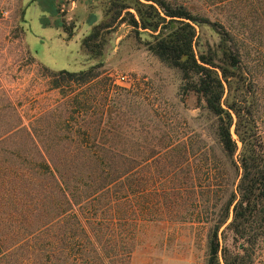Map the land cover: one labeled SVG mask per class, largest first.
I'll return each mask as SVG.
<instances>
[{
  "label": "rangeland",
  "instance_id": "rangeland-1",
  "mask_svg": "<svg viewBox=\"0 0 264 264\" xmlns=\"http://www.w3.org/2000/svg\"><path fill=\"white\" fill-rule=\"evenodd\" d=\"M40 1L45 7L54 4L55 11L42 10L38 0H0V131L18 114L38 131L55 161L87 162L92 159L79 149H102L103 156L98 159L141 170L133 174L134 183L146 178L139 185L143 188L140 196L129 195V201L120 199L115 207L120 216L131 213L133 207L141 208L143 219L137 223L119 220L112 242L103 241L109 255L104 261L94 256L88 264H129L132 252L138 255L137 264H224L223 247L230 254L241 252V243H247L225 227L230 213L218 230V258L210 260L208 233L238 177L219 150L216 117L198 94L182 93L180 70L148 49L158 31L131 25L124 11L118 16L115 3L120 0ZM167 1L183 4L198 18L189 21L195 27V55L210 59L221 76V67L226 71L222 106L233 115V137L237 138V116L228 105L238 109L240 127H250L264 141V0ZM129 10L138 19L135 9ZM42 16L51 26L42 24ZM55 20L71 27L69 38L53 24ZM95 26L98 35L91 40L95 48L90 54L81 41ZM92 65L101 73L99 77L72 84L58 73L54 77L60 86H52L53 71H77ZM118 74H125L127 81L117 80ZM184 139L188 140L184 143ZM237 142L241 144L238 138ZM182 144L192 155L188 165L183 163ZM169 146L175 149L168 159L165 151ZM3 147L17 149V160L22 163L33 159H23L27 157L23 141L5 142ZM198 149L216 155V166L211 168L216 182L220 176L228 179L226 186L217 188L216 196L193 192L189 185L178 186L177 181H191L190 177L203 169L192 153ZM167 170L172 171L175 183L166 181ZM166 184L176 186L172 206H167ZM197 199L205 205V212H214L209 221L193 220L196 212L187 203ZM208 200L217 205L209 208ZM53 244L50 264H59L60 255ZM251 250L245 264H264V237H258ZM26 253L18 250L0 264H26Z\"/></svg>",
  "mask_w": 264,
  "mask_h": 264
},
{
  "label": "trees",
  "instance_id": "trees-1",
  "mask_svg": "<svg viewBox=\"0 0 264 264\" xmlns=\"http://www.w3.org/2000/svg\"><path fill=\"white\" fill-rule=\"evenodd\" d=\"M38 3L42 10L54 12L56 9L52 3H48L47 7L40 0ZM115 4L118 16L124 11L129 15L127 20L131 25L158 31L153 34L154 39L148 42V49L161 61L178 68L183 81L182 93L193 91L198 94L205 107L216 117L215 136L219 150L223 159L235 167L238 178L208 233L209 255L211 261L217 260L220 249L218 230L231 213L225 227L233 232L235 238L244 239L247 245L241 243V252L234 254L223 247L224 264H245L258 237H264V141L250 127L242 129L238 109L228 105L237 116L235 132L241 144L238 145L237 138L233 137V115L222 106V76L226 77V71L221 67V76L210 59L202 54L198 57L195 55L192 48L195 27L189 22L198 20L195 15L183 4L167 0H120ZM129 7L135 9L138 19ZM41 22L49 25L46 17L42 16ZM171 22H177V25L170 26ZM53 24L61 27L68 38L72 35L71 27L64 21L55 20ZM97 35L98 27L95 26L81 41L82 47L90 54L94 53L95 48L91 40ZM58 73H63L62 79L72 84L88 82L101 74L94 65L77 71L60 69L53 71L52 77ZM58 81L54 77L52 86L59 87ZM15 140L27 144L23 150L27 157L23 159L33 157L30 162L18 161L20 155L17 149L3 147L5 142ZM41 140L38 131L25 124L18 114L13 116L8 127L0 131V261L23 249L27 252L24 257L26 264H50L53 243L60 255L59 264L67 261L88 264L94 256L104 261L109 252L103 241L112 242L117 222L134 220L137 223L143 219L140 215L144 210L138 207H133L131 213L118 215L116 202L120 199L129 201L133 194L140 196L143 188L139 185L146 178L141 177L134 183L133 174L141 170L136 171L135 165L116 167L98 159L103 156L102 149H79L83 156L92 159L87 162L55 161ZM187 140L184 139V143ZM182 146L183 163L188 165L192 155L186 144ZM174 149L167 147L165 153L168 159ZM192 153L202 163L203 169L193 174L191 181H177L178 186L189 185L193 192L215 195L220 190L217 188L226 186L228 182L225 176H220L217 182L215 180L216 175L211 168L216 166V155L207 153L205 149ZM166 165L170 166L168 163ZM171 172L167 170L165 174L169 176L167 180L165 178L169 184L176 181ZM149 174L148 177L152 178ZM169 184L164 185L166 188L163 191L165 197L170 199L167 206H172L175 204L176 186ZM187 204L194 207V221H209V216L214 214L210 210L209 213L205 212L208 210L198 199ZM216 205L209 201V208ZM142 207L146 208L144 205ZM130 252L132 249L127 251Z\"/></svg>",
  "mask_w": 264,
  "mask_h": 264
},
{
  "label": "crops",
  "instance_id": "crops-1",
  "mask_svg": "<svg viewBox=\"0 0 264 264\" xmlns=\"http://www.w3.org/2000/svg\"><path fill=\"white\" fill-rule=\"evenodd\" d=\"M48 26H51V25H48ZM28 46V45H27ZM28 49H29V47H28ZM29 51H30V54H32V56L37 60V58L34 56V54L32 53V51L29 49ZM38 61V60H37ZM39 62V61H38ZM44 66V65H43ZM46 67V66H45ZM48 68V67H47ZM137 253H134V252H132L131 253V255H130V261H129V264H137V262H136V259H137ZM142 264H162V263H160V262H151V261H149V262H147V261H145V262H143Z\"/></svg>",
  "mask_w": 264,
  "mask_h": 264
},
{
  "label": "built area",
  "instance_id": "built-area-1",
  "mask_svg": "<svg viewBox=\"0 0 264 264\" xmlns=\"http://www.w3.org/2000/svg\"><path fill=\"white\" fill-rule=\"evenodd\" d=\"M116 78L117 80L122 81V82L127 81V76L125 74H118Z\"/></svg>",
  "mask_w": 264,
  "mask_h": 264
}]
</instances>
